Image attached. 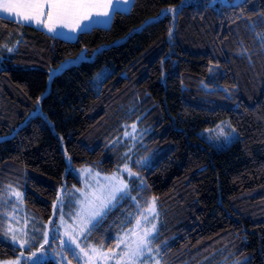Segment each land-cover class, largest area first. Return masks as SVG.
Segmentation results:
<instances>
[{
  "label": "trees",
  "instance_id": "trees-1",
  "mask_svg": "<svg viewBox=\"0 0 264 264\" xmlns=\"http://www.w3.org/2000/svg\"><path fill=\"white\" fill-rule=\"evenodd\" d=\"M83 51L90 60L51 79ZM225 119L240 137L217 150L198 132ZM135 123L162 264H264V0H133L76 40L0 15V219L15 185L49 220L60 189L81 184L72 166L124 164L118 139ZM129 207L110 211L93 240L111 246ZM22 253L0 237V260Z\"/></svg>",
  "mask_w": 264,
  "mask_h": 264
},
{
  "label": "rangeland",
  "instance_id": "rangeland-1",
  "mask_svg": "<svg viewBox=\"0 0 264 264\" xmlns=\"http://www.w3.org/2000/svg\"><path fill=\"white\" fill-rule=\"evenodd\" d=\"M242 1L244 0H210L213 4H237ZM132 4L133 0L129 4L112 0L113 6L108 17L93 15L90 21L86 20L81 24V30L75 32L60 27H57L56 32H50L35 21L25 24L42 28L57 37L76 40L81 32L94 26L109 27L114 13L129 11ZM6 15L11 17L9 13ZM18 19L22 21V18ZM90 59L86 51H83L76 58L63 61L58 68L50 71L51 79L63 69ZM56 69L59 70L54 71ZM108 71L110 70L105 68L97 74V87H100V82L108 76ZM198 135L217 150L227 149L240 137L230 119L201 130ZM144 138L145 133L140 124H132L126 129L118 141L126 144L129 157L112 173H104L92 165L72 166V172L81 184L60 189L59 197L54 203L53 215L47 221L28 209L25 191L21 187H8L1 197L0 237L22 248L23 253L12 259L0 260V264H50L52 261L55 264H162L160 250L154 245L161 225L160 205L155 199L147 200L143 195L145 182L141 169L151 161L150 153L143 149ZM86 169L89 171L86 172ZM124 203L130 205V210L119 222L121 228L116 234L115 242L108 246L102 241H95L96 237L93 240L95 226L101 223L110 211ZM153 224L155 229L151 236L147 237L151 243L138 256L133 257L135 242L144 235L145 230L152 229ZM66 241L71 243L66 244Z\"/></svg>",
  "mask_w": 264,
  "mask_h": 264
},
{
  "label": "snow or ice",
  "instance_id": "snow-or-ice-1",
  "mask_svg": "<svg viewBox=\"0 0 264 264\" xmlns=\"http://www.w3.org/2000/svg\"><path fill=\"white\" fill-rule=\"evenodd\" d=\"M130 2L131 0H120L122 4ZM112 6V0H0V14H11L13 22H20L18 18H22L24 22L35 21L36 24L43 25L50 32H56L57 27L68 28L75 32L81 30V24L86 20L90 21L93 15L108 17ZM16 195L20 196L19 193ZM154 203L153 200L152 210H154ZM139 223L138 220L137 225ZM154 229L155 225L153 224L152 229L145 230L144 235L138 238L135 242V249L132 250L133 257L138 256L151 243L147 237L151 236ZM65 243L70 244L71 241Z\"/></svg>",
  "mask_w": 264,
  "mask_h": 264
},
{
  "label": "crops",
  "instance_id": "crops-1",
  "mask_svg": "<svg viewBox=\"0 0 264 264\" xmlns=\"http://www.w3.org/2000/svg\"><path fill=\"white\" fill-rule=\"evenodd\" d=\"M1 16H4V17H7V18H10V19H12L11 17H9V16H7L6 15V13H3V14H1ZM19 20V19H18ZM21 23H25L24 21H21V20H19ZM42 29V28H41Z\"/></svg>",
  "mask_w": 264,
  "mask_h": 264
}]
</instances>
